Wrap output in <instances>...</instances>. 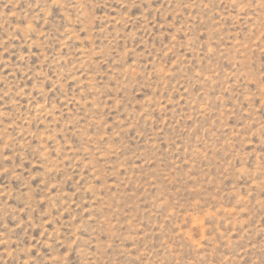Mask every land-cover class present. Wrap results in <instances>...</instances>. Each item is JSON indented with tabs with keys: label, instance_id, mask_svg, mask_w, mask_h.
Wrapping results in <instances>:
<instances>
[{
	"label": "rangeland",
	"instance_id": "rangeland-1",
	"mask_svg": "<svg viewBox=\"0 0 264 264\" xmlns=\"http://www.w3.org/2000/svg\"><path fill=\"white\" fill-rule=\"evenodd\" d=\"M0 264H264V0H0Z\"/></svg>",
	"mask_w": 264,
	"mask_h": 264
}]
</instances>
